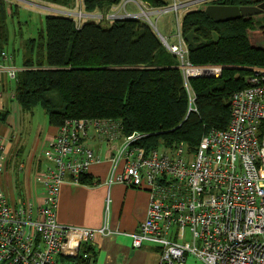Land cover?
Masks as SVG:
<instances>
[{
  "label": "built area",
  "instance_id": "2783aa9c",
  "mask_svg": "<svg viewBox=\"0 0 264 264\" xmlns=\"http://www.w3.org/2000/svg\"><path fill=\"white\" fill-rule=\"evenodd\" d=\"M130 1L134 0L125 2ZM212 1L183 0L170 10ZM64 12L77 17V23L94 15L84 11L83 0ZM129 17L139 16L130 13ZM166 47L181 61L195 110L189 79L218 77L224 67L192 65L182 43L167 41ZM14 59L8 50H0V71L11 81L25 69ZM252 71L249 86L231 98L229 126L205 134L194 152L184 142L146 152L138 145L145 134H125L117 119L67 120L44 152L48 167L38 173L46 195L42 203L14 205L0 195V264H91L96 236L119 231L108 225L94 229L59 223L58 199L64 183L82 184V175L92 165L108 159L112 162L109 184L146 189L150 194L146 219L129 235L135 248L157 246L158 264H186L188 254L206 264H264V67ZM5 159L6 147L1 143L0 164ZM185 231L189 236H184Z\"/></svg>",
  "mask_w": 264,
  "mask_h": 264
},
{
  "label": "trees",
  "instance_id": "16d2710c",
  "mask_svg": "<svg viewBox=\"0 0 264 264\" xmlns=\"http://www.w3.org/2000/svg\"><path fill=\"white\" fill-rule=\"evenodd\" d=\"M45 1L64 8L74 7L76 2ZM123 1L83 0V8L90 14H107ZM141 1L154 8L170 5L169 0ZM262 2L213 0L211 4L251 6ZM206 7L188 9L179 23L192 65L224 67L218 77L189 79L196 96L195 110L179 57L140 17L116 19L103 26L95 20L78 25L70 16L46 15L45 29L21 48L25 69L12 81L14 99L26 112L41 106L56 127L70 119H117L125 134H145L138 145L146 152L174 148L182 142L194 152L205 134L229 126L231 98L249 86L253 75L246 68L264 67V16L217 22ZM9 14L7 0H0V50L9 45ZM11 53L17 64L20 52ZM6 112L0 111V119ZM98 182L89 173L81 177L82 184Z\"/></svg>",
  "mask_w": 264,
  "mask_h": 264
},
{
  "label": "crops",
  "instance_id": "0c3cea01",
  "mask_svg": "<svg viewBox=\"0 0 264 264\" xmlns=\"http://www.w3.org/2000/svg\"><path fill=\"white\" fill-rule=\"evenodd\" d=\"M0 88L3 93L0 111H7L4 119H0V144L4 143L6 147V159L0 164V195H5V187H8L14 197L17 196V204L42 203L46 195L38 173L48 167L44 152L59 127L51 124L53 127L46 130L38 127L37 136L27 144V138L23 136L27 112L14 99L13 82L3 71H0ZM111 168L109 159L90 167L88 173L99 180L96 185L72 182L62 185L57 207L58 222L94 229L108 225L119 231L111 236H96L91 264H158L159 248L152 244L135 248L129 235L138 231L146 219L150 194L146 189L121 183L109 184Z\"/></svg>",
  "mask_w": 264,
  "mask_h": 264
},
{
  "label": "rangeland",
  "instance_id": "374dc122",
  "mask_svg": "<svg viewBox=\"0 0 264 264\" xmlns=\"http://www.w3.org/2000/svg\"><path fill=\"white\" fill-rule=\"evenodd\" d=\"M125 1L126 0L117 5L107 14L98 11L93 13L94 15L89 19H78V23L82 24L87 20H95L97 22H101L103 26H109L113 20L129 17L130 13H132L138 15L143 20L152 23V27L160 32L166 38L168 43L179 45L182 43L183 48L186 49L179 33V23L183 14L188 9L203 6V4H198L192 7L183 6L178 9L174 8V10H170L175 7L176 2L180 3L183 0H169L170 5L167 8H154L141 0H134L127 3ZM7 4L10 12L8 17L10 39L6 50L9 52H13L14 50L20 52L17 54V65H21L22 63L21 50L23 51V49L21 48L23 47L25 41L29 38L36 37L40 29H45L46 15L56 13L70 16L74 19L77 18L73 15H69L67 12H64L68 11V8L48 3L45 0H7ZM46 6L56 10L47 8ZM143 11H145L146 14H143ZM262 16H264V14L257 15L258 19H262ZM246 69L252 71L253 67H247ZM25 120L23 136L27 138V144H29L37 136L38 127L42 126L43 130L53 127L49 123V117L46 110L41 106H37L33 110L27 112ZM92 144L95 149H99L100 146L97 142L96 144L95 142ZM5 191L8 202L14 205L17 204L18 198L17 196L14 197L10 188L5 187ZM183 234L184 236H189L186 231ZM186 264L206 263L196 256L188 254Z\"/></svg>",
  "mask_w": 264,
  "mask_h": 264
},
{
  "label": "water",
  "instance_id": "95a60500",
  "mask_svg": "<svg viewBox=\"0 0 264 264\" xmlns=\"http://www.w3.org/2000/svg\"><path fill=\"white\" fill-rule=\"evenodd\" d=\"M206 12L217 22H226L235 19L264 14V2L258 5H251V6H228V5H220V4H209L206 7ZM150 24L152 25V23ZM154 30L157 32L161 41L165 45H167L166 38L155 28Z\"/></svg>",
  "mask_w": 264,
  "mask_h": 264
},
{
  "label": "bare ground",
  "instance_id": "6f19581e",
  "mask_svg": "<svg viewBox=\"0 0 264 264\" xmlns=\"http://www.w3.org/2000/svg\"><path fill=\"white\" fill-rule=\"evenodd\" d=\"M197 70L190 68V73H196Z\"/></svg>",
  "mask_w": 264,
  "mask_h": 264
}]
</instances>
